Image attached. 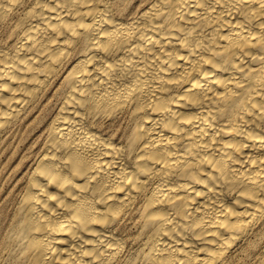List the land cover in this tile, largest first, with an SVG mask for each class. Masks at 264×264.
Listing matches in <instances>:
<instances>
[{
  "label": "bare ground",
  "instance_id": "6f19581e",
  "mask_svg": "<svg viewBox=\"0 0 264 264\" xmlns=\"http://www.w3.org/2000/svg\"><path fill=\"white\" fill-rule=\"evenodd\" d=\"M6 182L0 264H228L264 237V0H0Z\"/></svg>",
  "mask_w": 264,
  "mask_h": 264
},
{
  "label": "rangeland",
  "instance_id": "374dc122",
  "mask_svg": "<svg viewBox=\"0 0 264 264\" xmlns=\"http://www.w3.org/2000/svg\"><path fill=\"white\" fill-rule=\"evenodd\" d=\"M11 185L12 182H6L0 187V250L3 245L1 239L5 232L6 216L11 212L16 199ZM231 259L228 264H264V237H256L244 249L240 248L237 252H233Z\"/></svg>",
  "mask_w": 264,
  "mask_h": 264
}]
</instances>
